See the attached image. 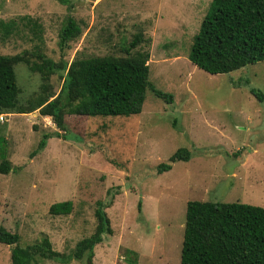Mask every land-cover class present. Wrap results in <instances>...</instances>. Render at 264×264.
I'll return each mask as SVG.
<instances>
[{"label": "rangeland", "instance_id": "1", "mask_svg": "<svg viewBox=\"0 0 264 264\" xmlns=\"http://www.w3.org/2000/svg\"><path fill=\"white\" fill-rule=\"evenodd\" d=\"M0 0V54L40 52L53 61L111 54L135 33L148 51V80L166 99L144 92L141 111L128 116L63 115L57 129L37 109L0 113V226L24 247L46 237L68 261L36 257L34 264H86L69 257L92 233L97 202L111 233L93 247L90 264H178L189 200L264 207V60L211 74L186 57L210 0ZM70 16L80 34L61 50L58 32ZM23 106L40 78L13 65ZM50 91L61 78L49 76ZM253 89L258 96L249 92ZM49 136L42 148V134ZM178 147L175 160L156 173ZM70 200L67 214L51 203ZM139 208L137 209V202ZM0 243V264H11Z\"/></svg>", "mask_w": 264, "mask_h": 264}, {"label": "trees", "instance_id": "2", "mask_svg": "<svg viewBox=\"0 0 264 264\" xmlns=\"http://www.w3.org/2000/svg\"><path fill=\"white\" fill-rule=\"evenodd\" d=\"M60 2H63L59 0ZM80 34V26L67 16L57 39L63 49ZM146 41L141 34L121 47L124 55L105 54L75 57L70 61H53L40 52L23 50L12 55L0 54V113H26L37 109L41 116H49L55 127L66 129L63 115L128 116L141 111L146 89L167 101L169 93L159 91L148 80V51L138 46ZM187 59L208 73H226L246 64L264 60V0H210L193 34ZM25 64L39 75L38 92L19 103L13 65ZM57 74L61 84L57 93L50 91L49 76ZM249 92L258 94L251 88ZM42 134L38 148L49 136ZM190 152L178 147L155 166L156 173L165 171L175 160H188ZM11 167L3 157L0 173ZM108 202H97L94 209L95 226L91 234L78 240L69 257L80 259L85 254L90 264L93 247L104 235H109L108 218L103 208ZM139 201L137 202V209ZM70 200L51 203L52 215L67 214ZM182 238L178 264H264V207L241 202H213L189 200L185 204ZM18 234L0 226V243L10 246L11 264H34L36 257L68 261L63 254L51 249L42 237L36 243L18 246Z\"/></svg>", "mask_w": 264, "mask_h": 264}, {"label": "built area", "instance_id": "3", "mask_svg": "<svg viewBox=\"0 0 264 264\" xmlns=\"http://www.w3.org/2000/svg\"><path fill=\"white\" fill-rule=\"evenodd\" d=\"M0 119H2V116L0 115Z\"/></svg>", "mask_w": 264, "mask_h": 264}]
</instances>
